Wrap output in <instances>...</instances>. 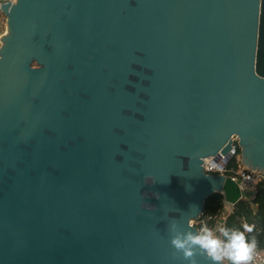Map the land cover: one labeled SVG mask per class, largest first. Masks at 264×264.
Segmentation results:
<instances>
[{"label":"water","instance_id":"95a60500","mask_svg":"<svg viewBox=\"0 0 264 264\" xmlns=\"http://www.w3.org/2000/svg\"><path fill=\"white\" fill-rule=\"evenodd\" d=\"M259 1L0 3V264H189L172 239L241 199L203 159L235 136L264 174Z\"/></svg>","mask_w":264,"mask_h":264},{"label":"clouds","instance_id":"9594fccd","mask_svg":"<svg viewBox=\"0 0 264 264\" xmlns=\"http://www.w3.org/2000/svg\"><path fill=\"white\" fill-rule=\"evenodd\" d=\"M252 226L243 225V230L238 228L223 227L220 234L214 233L213 229L205 226L197 234H187L186 238L175 237L172 245L181 250L185 260L189 264H195L193 247H199L202 252L211 259L213 264H247L251 259V253L256 247L255 239H249L246 232H251Z\"/></svg>","mask_w":264,"mask_h":264},{"label":"trees","instance_id":"16d2710c","mask_svg":"<svg viewBox=\"0 0 264 264\" xmlns=\"http://www.w3.org/2000/svg\"><path fill=\"white\" fill-rule=\"evenodd\" d=\"M240 153L238 149L237 154ZM237 161L233 158L228 169L236 170ZM223 209V196L220 193H214L205 200L202 217L205 218V224L213 228L216 220L220 217ZM252 226L251 232H246V236L251 240L255 239L256 245L261 246L264 242V178L256 182L253 197L249 201L241 198L226 214L223 224L220 227L238 228L243 230V225ZM218 234L219 230H218Z\"/></svg>","mask_w":264,"mask_h":264},{"label":"built area","instance_id":"2783aa9c","mask_svg":"<svg viewBox=\"0 0 264 264\" xmlns=\"http://www.w3.org/2000/svg\"><path fill=\"white\" fill-rule=\"evenodd\" d=\"M12 1L13 3L16 2V0H0V3ZM2 11L0 10V15H2ZM233 145L230 150V157L224 156L220 153L214 156H208L203 159L202 162V169L206 174L209 175H224L229 176L231 180H233L240 192H241V198H244L242 195L244 193H252L254 191L256 182L262 178H264V175L261 173H257L254 171H250L245 169L240 161L237 163V169L234 171L232 169H228L229 162L237 157V151L239 147L237 146L236 137H232ZM231 210V208H228L223 203V209L221 211L220 217L218 220H216L215 225L213 228L214 233L218 234V230H220V227L223 224V220L226 217V214ZM202 214L195 219L193 222L195 223V227L197 228L198 233L202 230L203 227L206 226L205 224V218L202 217ZM224 263H227L226 261ZM247 264H264V242L259 247L256 245V247L253 249L251 253V259L247 262Z\"/></svg>","mask_w":264,"mask_h":264},{"label":"rangeland","instance_id":"374dc122","mask_svg":"<svg viewBox=\"0 0 264 264\" xmlns=\"http://www.w3.org/2000/svg\"><path fill=\"white\" fill-rule=\"evenodd\" d=\"M6 19H7V17L4 14L0 15V46H1V38H3L5 36V34L7 33L8 24H7ZM34 65L37 66V63L35 62ZM235 159H236L237 162L240 161V163H241V155H240V153L237 154V157ZM244 168L249 170L245 166H244ZM250 171H253V170H250ZM261 174L264 175L263 173H261ZM250 194H251L250 192L249 193H244V195L247 196V197L250 196ZM192 224L195 225L194 222H192Z\"/></svg>","mask_w":264,"mask_h":264},{"label":"bare ground","instance_id":"6f19581e","mask_svg":"<svg viewBox=\"0 0 264 264\" xmlns=\"http://www.w3.org/2000/svg\"><path fill=\"white\" fill-rule=\"evenodd\" d=\"M259 28L261 25V31H264V2L259 1Z\"/></svg>","mask_w":264,"mask_h":264},{"label":"crops","instance_id":"0c3cea01","mask_svg":"<svg viewBox=\"0 0 264 264\" xmlns=\"http://www.w3.org/2000/svg\"><path fill=\"white\" fill-rule=\"evenodd\" d=\"M242 164V163H241ZM243 166V165H242ZM244 167V166H243ZM249 193V192H248ZM245 199H247V200H251L252 199V197H253V192L250 194V196H245V195H242Z\"/></svg>","mask_w":264,"mask_h":264}]
</instances>
